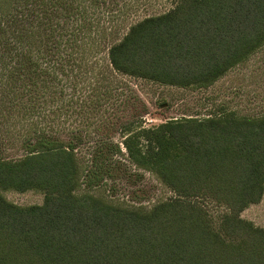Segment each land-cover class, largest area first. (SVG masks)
I'll use <instances>...</instances> for the list:
<instances>
[{
  "label": "trees",
  "instance_id": "trees-1",
  "mask_svg": "<svg viewBox=\"0 0 264 264\" xmlns=\"http://www.w3.org/2000/svg\"><path fill=\"white\" fill-rule=\"evenodd\" d=\"M130 6L0 0V132L22 152L0 151V191L44 196L19 206L0 192V264H264V228L241 217L264 196V116L115 120L119 76L201 90L248 60L264 0H174L133 24ZM141 171L172 198L143 210L89 192ZM207 202L225 210L217 225Z\"/></svg>",
  "mask_w": 264,
  "mask_h": 264
},
{
  "label": "rangeland",
  "instance_id": "rangeland-1",
  "mask_svg": "<svg viewBox=\"0 0 264 264\" xmlns=\"http://www.w3.org/2000/svg\"><path fill=\"white\" fill-rule=\"evenodd\" d=\"M129 3L131 6L124 13L128 24L174 8V0H129ZM117 84L118 94L122 93L123 96L120 97V107L114 109L117 116L115 120L131 124L133 128H151L184 117L203 118L218 113H234L246 118L264 116V46L209 89L183 90L123 76L117 77ZM114 137L117 142L121 141L117 133H114ZM1 138L4 139V136L0 132V151L6 158L14 160L22 154L18 142L4 139L5 142ZM86 152V147L79 151V160L83 165L90 164ZM129 167L133 170L131 165ZM141 173L144 178L132 175L114 182L107 181L89 192L113 205L143 210H149L155 204L172 198L173 194L152 174ZM0 192L19 206L41 205L44 201L43 194L37 190L24 193L12 190ZM80 192L83 193V190ZM204 206L217 225L224 208L210 202ZM241 217L264 228V196L260 203L243 211Z\"/></svg>",
  "mask_w": 264,
  "mask_h": 264
}]
</instances>
